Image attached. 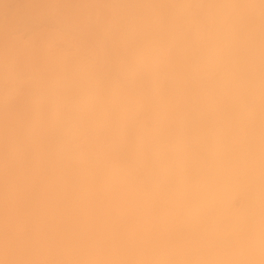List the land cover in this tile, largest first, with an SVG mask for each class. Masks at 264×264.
Segmentation results:
<instances>
[{"label":"bare ground","instance_id":"obj_1","mask_svg":"<svg viewBox=\"0 0 264 264\" xmlns=\"http://www.w3.org/2000/svg\"><path fill=\"white\" fill-rule=\"evenodd\" d=\"M261 20L0 0V264H261Z\"/></svg>","mask_w":264,"mask_h":264},{"label":"snow or ice","instance_id":"obj_2","mask_svg":"<svg viewBox=\"0 0 264 264\" xmlns=\"http://www.w3.org/2000/svg\"><path fill=\"white\" fill-rule=\"evenodd\" d=\"M262 9L261 20V181L262 192H264V0H260ZM188 7H196V5H187ZM260 245L261 252L264 254V195H262L261 215H260ZM251 264V262H245ZM264 264V260L261 261Z\"/></svg>","mask_w":264,"mask_h":264},{"label":"rangeland","instance_id":"obj_3","mask_svg":"<svg viewBox=\"0 0 264 264\" xmlns=\"http://www.w3.org/2000/svg\"><path fill=\"white\" fill-rule=\"evenodd\" d=\"M48 9H50V8H48ZM51 10V9H50Z\"/></svg>","mask_w":264,"mask_h":264}]
</instances>
